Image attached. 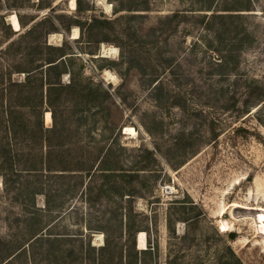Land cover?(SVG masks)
Masks as SVG:
<instances>
[{
	"label": "rangeland",
	"instance_id": "374dc122",
	"mask_svg": "<svg viewBox=\"0 0 264 264\" xmlns=\"http://www.w3.org/2000/svg\"><path fill=\"white\" fill-rule=\"evenodd\" d=\"M80 3L78 13L74 0H0V49L9 38L3 20L18 32L49 14L113 22L99 43L61 22L47 36L49 23L34 31L40 42L69 40L65 71L50 89L40 54L24 60L27 93L42 105L21 107L23 138L10 141L17 171L0 165V259L79 264L80 249L102 245L104 231L127 247L130 222L147 264H264V0ZM207 5L237 16L243 42L227 63L219 56L228 45L192 17L210 13ZM175 11L177 24L160 35L159 20ZM8 55L2 67L21 63ZM106 149L116 169L109 177L59 170L80 161L95 169ZM49 150L50 170L41 162Z\"/></svg>",
	"mask_w": 264,
	"mask_h": 264
},
{
	"label": "trees",
	"instance_id": "16d2710c",
	"mask_svg": "<svg viewBox=\"0 0 264 264\" xmlns=\"http://www.w3.org/2000/svg\"><path fill=\"white\" fill-rule=\"evenodd\" d=\"M74 2L76 4L78 13L82 12L83 9L80 0H74ZM137 8L138 7H135L134 5H129L127 6L126 10L129 12L136 10ZM202 10L210 11V13L192 15V17L197 18V20L203 23L207 29L211 30L217 37L219 43L228 45L226 53L223 52L222 55L219 56V58L224 63H227V61L232 59V54L234 53L236 49L235 47L237 46L236 44H241L243 42V39L241 38L238 40L236 39L237 35L234 31L236 26H233L232 18L237 16H235V13H222L217 9H211L210 5H207V7L203 8ZM179 14L181 13L175 11L171 15L164 16L162 20H159V23H161L159 26L160 35L165 34L164 32L168 34L169 30L175 27L180 17ZM60 17L61 16L54 18L51 14L45 15L42 19H40V21H37L35 24L21 32L13 30L9 23L3 20V24L7 28L6 37L9 38L5 46L0 49V60L2 58L7 59L9 56L8 54L12 55V52L18 54L19 59H21V63L8 62L7 67H2L0 63V131L3 133V135L0 136V165L8 166L12 171H17L15 168L17 159L15 157L18 154V149L15 150L12 147L10 141H16L17 139L19 140L21 137L23 138L22 135L20 136L21 129L23 128L24 124V120H21V107L29 106V103L34 107L42 105V97H40L38 93L37 95L34 93L33 97H30L27 93L29 88L28 83H31V80L29 78L30 71L28 67L24 65V60L26 59V62L32 63L37 59L33 57V53L35 52L40 54L39 58L41 59V64L45 65L44 73L46 74V78L48 80L47 83L49 84L50 89L57 86L56 83L51 80H59L58 78L65 71V66L63 63V61L65 62V59L64 57H61L64 55L65 47L66 44L69 43V40L66 39L59 45L46 43V40L40 42L38 40V36L34 35L36 27L39 25L43 26L45 23H49V26L44 32V35L47 36V34L51 31H58L59 23L57 22H61L64 28L63 32L70 31L71 27L73 26L77 27L79 28L80 32H82V35L86 32L88 41L94 43H99L101 41L107 42L109 39L106 31L111 30L113 27L112 20L104 16L100 17L97 15H91L90 17L84 19H80L78 17H69V20L67 21H63V19H60ZM166 29L168 31H165ZM101 32H103L104 37L97 39L96 36L101 34ZM233 32H235L234 35L232 34ZM28 36H31L32 40H28ZM26 48L27 51H25ZM30 49L33 50L30 51ZM28 54H33V58L31 56V58H29ZM51 71H53V74H51ZM20 75H22V77H20ZM40 83H42L41 79L38 84ZM35 91H37V88H35ZM91 93L92 92L90 90H88V92L81 91L83 96H88V94L91 95ZM48 102L51 103L52 99L48 98ZM50 113L53 117L54 112L51 111ZM38 124L41 126V120L38 122ZM51 153V150L47 151L44 155H42L41 159V162L46 168H48V170L51 169L49 168L48 163L50 162L49 156H51ZM147 153L152 154V151H147ZM108 155L109 150L106 149L100 156L97 168L95 169H92V163L88 165L83 163V161H80L76 167L69 168L68 165L64 164L61 165L59 170L61 172L78 171L87 174L91 172L94 173L97 170V172L102 173L103 176L109 177L112 173H115L116 169L113 165L114 163L112 164L114 161L107 158ZM23 169L32 170L35 168L25 167ZM132 180L133 178H129L126 181L131 182ZM96 196H100V194L98 193ZM124 196L129 204L133 201V195L131 193H120L121 198ZM131 209L132 208H130L129 211H132ZM115 215H113V217H115ZM128 218L130 219V217ZM119 226L120 232L115 236V238L118 240L119 236H122V227L121 225ZM125 226V231L130 239V243L127 247H123L121 244H114L112 236L104 231L105 236L102 245H99V247L95 249L94 245H91L90 241H88L86 247L80 249L82 261L79 264H147L143 261L141 262L139 258L140 253H146L147 249L140 250L136 248L135 236L138 231H141L140 227L130 224V222ZM35 234V231L31 232V237ZM228 236L233 239L235 233L229 232ZM42 238V236H37L34 239L41 240ZM116 242L118 243V241ZM0 264H10L9 259H0ZM236 264L241 263L237 260Z\"/></svg>",
	"mask_w": 264,
	"mask_h": 264
}]
</instances>
